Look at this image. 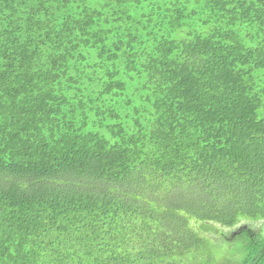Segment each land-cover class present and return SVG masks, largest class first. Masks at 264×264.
Instances as JSON below:
<instances>
[{
    "label": "trees",
    "instance_id": "1",
    "mask_svg": "<svg viewBox=\"0 0 264 264\" xmlns=\"http://www.w3.org/2000/svg\"><path fill=\"white\" fill-rule=\"evenodd\" d=\"M258 221L264 0H0V264H264Z\"/></svg>",
    "mask_w": 264,
    "mask_h": 264
},
{
    "label": "rangeland",
    "instance_id": "2",
    "mask_svg": "<svg viewBox=\"0 0 264 264\" xmlns=\"http://www.w3.org/2000/svg\"><path fill=\"white\" fill-rule=\"evenodd\" d=\"M246 223H248L247 221H245V222H243L242 224H240V225H237V226H234V227H232V229H222V231H225L226 232V236L224 237V239H225V241L226 240H228V241H233L235 238H236V232L237 231H239L240 229H241V227H243ZM254 225H255V229L253 230V231H256V229L258 228V227H263L264 226V221H258V222H255L254 223ZM224 241V242H225ZM240 243V240H235L234 242H233V244L232 245H230V247L229 248H227V249H230V250H233V247L234 246H239L238 244ZM223 246V245H222ZM221 249V248H220ZM219 249V250H220ZM218 250V251H219ZM229 251V250H228Z\"/></svg>",
    "mask_w": 264,
    "mask_h": 264
}]
</instances>
